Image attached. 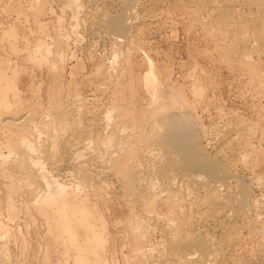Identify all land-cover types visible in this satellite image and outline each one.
<instances>
[{
  "label": "rangeland",
  "instance_id": "obj_1",
  "mask_svg": "<svg viewBox=\"0 0 264 264\" xmlns=\"http://www.w3.org/2000/svg\"><path fill=\"white\" fill-rule=\"evenodd\" d=\"M66 1L0 0V31L5 32L0 48L10 66L22 68L15 78L19 107L14 110L25 115L30 112L26 116L33 115L32 120L41 125L45 111L58 103L71 108L75 121L99 135L109 136L116 124L119 127L121 137L118 135L115 148L116 152L123 150L117 156V165L112 167L114 163L106 164L97 152L90 153L89 177L83 190L76 191L78 181L73 174L77 147L61 148L58 164L62 167L58 165V169H52V163L43 157L54 176L77 192V196L68 198L69 202L79 204L85 197L86 204L95 211L97 227L105 229L107 245L99 264H168L157 260L158 253L179 225L185 232L215 237L227 264H264V34L248 32L252 59H242L237 51L246 45L242 31L235 26L238 16L233 11L229 16L220 12L225 8H249L247 18H259L260 30L264 25V12L257 9L260 1L252 0L249 7L248 0H132L131 5L125 0H79L82 6L77 14ZM122 11L132 42L118 52V40L123 37L109 32L105 21ZM39 41L50 46L48 56L41 53ZM149 60L156 73V88L166 86L160 98L168 103L164 114L176 109L181 112L186 107L200 134L201 146L225 164L231 175L227 172L218 179L198 171L195 178L193 172L178 166L171 167L166 175L157 173L163 165V149L153 142V128L162 113L145 85ZM54 66L59 67L57 76L52 71ZM55 78L62 83L60 96L50 103V85ZM174 93L181 95L173 102ZM13 96L11 92V100ZM114 104L120 109L117 106L113 111ZM111 114L116 121L112 118L110 123ZM30 126L25 135L33 130L30 139L43 144L46 133L37 132L33 121ZM124 128H128L125 133ZM65 134L72 137L73 131L67 129ZM4 136L0 133V213L13 233L6 244L5 261L78 264L74 258L77 250L49 235L46 220L36 207L37 187L25 184L15 157L2 163L3 156H9ZM102 149L100 154L108 152ZM119 171L129 175L135 192L149 190L147 184L156 182L159 196L154 206L136 196L130 200L125 176ZM19 182L24 186L15 194V217L7 211L4 198L8 185L17 186ZM75 197L78 200L71 199ZM136 223L142 225L141 231L132 227Z\"/></svg>",
  "mask_w": 264,
  "mask_h": 264
},
{
  "label": "bare ground",
  "instance_id": "obj_2",
  "mask_svg": "<svg viewBox=\"0 0 264 264\" xmlns=\"http://www.w3.org/2000/svg\"><path fill=\"white\" fill-rule=\"evenodd\" d=\"M224 1H226V0H224ZM231 1H233V0H231ZM248 1H249V7H251L250 3L252 2V0H248ZM259 1L261 4H260V7H258L257 9L259 10V8H260V11L262 10L264 12V0H259ZM125 2H126L125 4L127 5L130 2H132V0H125ZM67 4L73 10L74 14L75 13L77 14L79 12L81 6H82L81 3L79 2V0H69L67 2ZM255 4H256V2H255ZM129 5H131V4H129ZM244 5H245V3H244ZM127 9H129V7ZM248 9H246V10L243 9L245 11H243V10L240 11V10H236V9H232V8H230V9L225 8V9L220 10V12L223 16H229L230 13L233 11L234 14H236L238 16V20L235 21V26L238 27V29H240L242 31L240 33L242 35V38L245 40L246 46L244 48H242V50L237 51V54L239 56H241L242 59L251 60L253 47H251L250 43H248L249 42L248 41V32L253 30L258 35L264 34V25L263 26L261 25L260 30L257 29V27L259 25V20H258L259 18L256 19V16H254L253 18H251L249 20V18H247V15H249V13H250L249 11H247ZM260 14H258V17ZM251 15H252V13L250 14V16ZM106 19H107V21H105V22H107L106 28H108V31L109 32L111 31V33H116L119 36L121 35L123 37V39L118 40L116 38H119V37H116L118 35L115 34V39L119 41V43H118L119 46H118L117 51L121 52V50H123V48H122L123 46L125 47V45H127V47H128L129 43L132 42V37H131V34L129 33V30H128L130 28L127 29V26H126L124 12L122 11L121 13L116 14L114 16H109ZM261 21H262V18H261ZM260 24H262V22ZM128 27H130V26L128 25ZM1 32L2 31H0V39L5 40V32H3L4 34ZM114 42H116V41H114ZM38 45L37 46L40 47V49L42 50L41 53H43L45 56H48V54L51 53L50 46H48L46 43L39 41ZM258 45H257V47H258ZM232 52H233V50H232ZM63 55H64V52H62V56H60L59 58L62 59ZM6 61L7 60L5 59L4 55L2 54L1 48H0V133L5 135L4 137H6V146L9 148V156H7L8 153L6 154V156H3L2 163H6V162L8 163L9 157L14 156L16 165L19 166V168L21 169L20 171H22L25 175V181H24L25 184L26 185L27 184L28 185L29 184L35 185L37 187L36 190L39 192L38 193L39 196L37 198L38 202L36 204V201H35L34 204H36V207H37L39 213L42 214L43 218L46 220L49 235L50 236L53 235L58 240H62V243H65L66 247L68 245V247L75 248L78 253H77V256L75 255L74 258H76L75 260H77L78 264H99L98 261H100V260L102 261L103 251L105 250V247L107 245L106 234L104 231L105 229L103 228L104 230H102L101 228L97 227V225H96V223L98 222L97 219H96L97 222L96 223L94 222L95 211L86 204L87 201H85V197H83L82 200L80 199L81 201L79 204L71 203V201L69 202L68 198L71 196L72 197L77 196L78 195L77 192L73 191L72 190L73 188L68 183H65L64 181H60V179H57L54 176V174L50 171L51 169L49 170V168H47V166H46L47 163L44 164L45 160H43V159L45 158L52 163V165H53L52 169L53 168L58 169L57 166L59 165L58 163L60 160L59 157L61 155V152H60L61 148H64V147L68 148V147H73V146L77 147V153H76V159H75L76 160V165H75L76 168H75L73 174L78 181V183L76 181V183L78 184L76 187V191H77V189H78V191L83 190V187L86 186V182L88 181V177H89V171H90L89 166L91 165L90 159H89L90 153L95 152L94 154H96V152H97L98 153L97 155H100L102 161H105L106 164L107 163H109V164L114 163L112 166V167H114L119 152L121 150H123V149H121L120 151L116 152L117 149L115 148V146L118 145L117 141L119 139L118 137L120 136L119 135L120 133L118 130L119 127L116 124V127L114 128V132L112 134H110L109 136L99 135L94 130L89 129L86 126H83L84 123L82 121L81 122L83 124H80L79 122L75 121L72 117L73 113L71 114V111H70L71 108L68 109L65 106L63 107L62 104L58 105V103L55 105H50V107L45 111V114L42 115L44 117L40 116V117H42V121H41L42 124L41 125L38 122H36L35 119L32 120L33 115H32V117L26 116L30 112L25 115V113H23V112L20 113V111L14 110V108L19 107L18 87H17V84L15 82V78H16L17 73L22 71V68L20 65H15L14 67H12L13 65L10 66V64ZM61 61H63V60H61ZM149 65H150L149 66L150 69L146 73L145 85L149 89V91L152 93L154 101L156 103H158L159 107H161V111L159 114L162 113L159 120L156 119L157 122L156 121L155 122L157 124H155L156 127L153 128V131L155 129L153 142L157 145V147L159 146L163 149L162 154H161V161L163 162V165L157 171V173L159 175H164V174L166 175V173H168V171H170L171 167L178 166L182 170H185L188 172H193L192 174L194 175L195 178H198L197 172L202 171L205 173V175H208L209 177L219 179L220 177L225 175V173L228 172L226 165L219 162L218 159H216L215 157L210 155L201 146L200 134L198 133L196 126L194 124V121L191 118V116L189 115V112H188L186 107L181 112L180 111L176 112V110H177L176 109L174 112H170V113L166 112L164 114V112L167 110L166 107H167L168 103H167V101L160 100V98H161V96L163 97V95L166 93V91H167L166 86L163 85V86H159L158 88H156V86L154 84V79H155L156 73H155V70L152 66L151 60H149ZM57 66L56 67L54 66V68H52L54 76H57L60 74V71L58 69L59 67H57ZM56 79L59 80L58 78H55L54 83L52 85H50L51 86L50 87V97H51L50 103L55 102L56 97H57L58 92H59V89H60V85L62 84V83L59 84V82ZM154 87H155V89H154ZM11 92L14 94V96H13L15 98L14 100H11L9 97ZM171 95H172V100L174 102L178 99V97H180L181 93H178V94L174 93ZM58 96H60V95H58ZM61 102H62V100H61ZM114 105H115L114 110L113 109H111V110L116 111L118 104H114ZM118 108L120 109V106H118ZM164 108H165V110H164ZM108 112H111V111H108ZM106 114H108V113H106ZM112 114H114V113H112ZM112 114L110 115L111 116L110 118L108 116L109 114L106 115L107 118L111 119L110 123H111L112 118H113ZM120 117H121V114H120ZM114 118H116V117H114ZM114 118H113V120H114ZM32 121L36 125L37 132L39 131L40 134L46 133V134H44V135H46V139H45V141H43L44 142L43 144H38L34 140L30 139L31 137L29 135H31L33 130L30 131V134L28 135L29 137L25 135V134H28L27 132L29 131V129H31L30 125H31ZM78 121H80V120H78ZM114 121H116V120H114ZM114 121H113V123H114ZM121 121H122V119H121ZM119 123H121V122H119ZM19 124H21V126ZM18 125L20 126L19 128H18ZM121 127H122V125H121ZM121 127H120V129H122ZM26 129H27V131H26ZM67 129H71L73 131L72 137H69V138L66 137L65 131ZM124 129H123V131L125 133V131H127L126 129H128V128H126L125 130ZM137 129H138V127H137ZM137 131H140V130L138 129ZM34 134H35V132H34ZM137 134H138V132H137ZM237 134H238V139L242 140V133L238 132ZM148 139H147V141H148ZM246 139H247V137H246ZM236 140H237V138H236ZM40 141H41V139H40ZM238 143H240V142H238ZM121 144H126V143L123 142ZM119 145H120V143H119ZM103 147L106 148V151H108V152H106V154H102V153L100 154V151L103 150L102 149ZM72 158H74V157H72ZM128 163H129V161H128ZM68 164H70V163H68ZM112 164H110V165H112ZM118 165H119V163H118ZM60 166L62 167V165H59V167ZM119 166H121V165H119ZM114 169H116V168H114ZM124 169H125V167H124ZM122 171H123V173L125 172V170H122ZM119 173H120V171H119ZM127 173H129V172H127ZM228 173H227V175H228ZM120 174H122V173H120ZM229 175H231V173H229ZM122 176H125L124 180L126 182H124V183L127 185V188L126 187L125 188L128 189L127 190L128 193L126 192V194H128L127 196L130 198V200L134 199L133 197L136 196V198H138V200L139 199L142 200L144 203H146V205H148L150 207L152 205L154 206V203L156 202V200L159 196V194L157 192L158 190H156L157 189V187H156L157 184H155L156 182L155 183L151 182V184H147V186L150 185L149 190L143 189V191H139V192L136 191L135 192L134 187L132 186L131 181H130L132 179L129 178V175L128 174L127 175L122 174ZM130 177H132V176H130ZM224 177H226V176H224ZM172 180L173 179H171V181ZM12 182H15V181H13V179H12ZM23 186L24 185L21 182H19L17 184V186L15 184L8 185V187H7L8 191H7V194L5 195V198H4V201L6 203L4 205L8 208L7 211H10L11 215L14 214L15 217L18 215V208H17L18 205H17V199H16L17 197L15 196V194H16L17 190H19ZM132 187H133V189H131ZM32 188L34 189V187H32ZM36 192H34V193L37 194ZM128 197H127V199H128ZM71 199H77L78 200V197L77 198L76 197L71 198ZM19 201L21 202V200H19ZM170 201H172V200H170ZM131 202H129V203H131ZM139 203H140V201H139ZM1 206H3V204ZM25 207H27V206L25 205ZM144 207H146V206H144ZM2 208L0 207V209H2ZM177 215H175V216L177 217ZM145 222H143V223H145ZM182 222L183 221H181V223ZM133 223L134 222H132V225H133ZM184 224L183 225L181 224V225L184 226ZM102 225H103V223H102ZM170 225H171V223H170ZM171 226H173V225H171ZM171 226H170V228H171ZM132 227L135 230H140V231L142 230L141 224L137 225V223H136V225L132 226ZM143 228H145L144 225H143ZM183 229L181 228L180 225L177 227L176 226L174 227L173 233H171V237L168 238V240H167L165 249L163 251H161L160 253H158V254H160L159 255L160 257H158L157 260H160V261L163 260L164 262L166 261V263H168V264H227L224 262L225 259L223 257H225V254L222 251L223 248L219 247V244L217 245L218 242H216L215 237H212V236L204 237V236L199 235V233L197 234V233L185 232V231H183ZM229 229L227 231H229ZM230 231H231V229H230ZM133 233H136V232H133ZM140 233L142 234V232H140ZM12 234L13 233H12L10 227L7 226L6 221L2 218L1 213H0V264H8L5 261L6 259H8V257H7V255H8L7 250L8 249L6 247V244H8V240L11 238ZM139 237H142V236H139ZM134 240H136V239H134ZM219 242H221V241H219ZM68 250H70V248ZM9 253L11 254L10 251H9ZM64 253H66V252H64ZM47 254L48 253H46V255ZM10 257H11V255H10ZM139 257H140V255H139ZM45 259L47 261L49 259V256L47 255L45 257ZM106 259H108V258L106 257ZM154 259H155V257H154ZM112 260H114V259H112ZM156 262L157 261H155V263ZM105 263H107V262H105ZM108 263H110V262H108Z\"/></svg>",
  "mask_w": 264,
  "mask_h": 264
}]
</instances>
